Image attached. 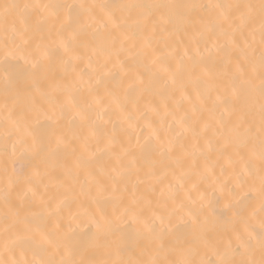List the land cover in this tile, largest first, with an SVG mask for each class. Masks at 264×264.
Listing matches in <instances>:
<instances>
[{
	"label": "snow or ice",
	"instance_id": "1",
	"mask_svg": "<svg viewBox=\"0 0 264 264\" xmlns=\"http://www.w3.org/2000/svg\"><path fill=\"white\" fill-rule=\"evenodd\" d=\"M0 264H264V0H0Z\"/></svg>",
	"mask_w": 264,
	"mask_h": 264
}]
</instances>
